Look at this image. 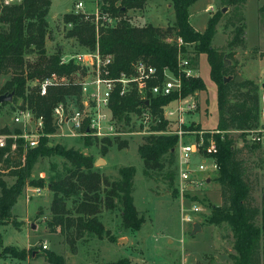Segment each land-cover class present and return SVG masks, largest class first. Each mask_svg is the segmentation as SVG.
Masks as SVG:
<instances>
[{
    "label": "trees",
    "instance_id": "trees-1",
    "mask_svg": "<svg viewBox=\"0 0 264 264\" xmlns=\"http://www.w3.org/2000/svg\"><path fill=\"white\" fill-rule=\"evenodd\" d=\"M148 1L150 0H103V15L108 14L117 20L113 27L102 24L103 21L97 26L95 17L86 20L84 15L67 13L63 16L64 26L67 28V25L71 24V28H67V37L76 39L82 47L88 49H95L99 44L102 54L112 55L113 77L122 72L130 74L138 61L154 66L159 73L167 69L176 74L180 54L176 42L178 38H181L186 46L197 44L198 54L207 55L211 69L210 78L218 90V129L224 133L223 140L218 137L220 172L217 181L221 188L222 205L213 208L208 222L212 225L225 223L231 228L236 252L232 256L235 264H261L262 232L256 223L260 209L253 205L246 169L238 159L239 151L231 136L239 132L241 137H245L252 130L264 128L261 122L260 85L250 79H242L240 82L234 79L225 83L227 77H239L236 72L237 65L227 66L225 63L235 56V49L246 47V28L236 24L238 20L244 21L243 15L242 18L229 20V24L234 28L232 35L225 48L216 50L212 42L223 17V10H219L209 19L204 33L197 32L190 23V7L199 0H172L175 15L173 26L161 28L151 24L143 27L133 25L127 17L128 11L143 9ZM224 2V8L233 6L240 9L246 5L247 0ZM51 6L52 0H22L20 4L10 6L4 5L0 0V76L12 75L0 96L14 92V103L21 100L20 108L25 109L28 106L37 117H44L46 134L55 131L52 126L53 107L68 96L80 94V89L71 85L51 88L46 96H41L37 90L28 96L25 95L28 79H44L53 73L64 74L74 70L72 66L66 68L59 64L62 56L60 53L47 56L48 16ZM259 13L264 16V4ZM169 35L176 41L170 42ZM32 53L37 54L42 62L31 65L26 74V56ZM181 54L188 55L183 48ZM185 59L190 61L191 68H195V57ZM205 88V82L200 78H183L184 97ZM148 100L150 105L141 99L136 89H132L126 96L115 93L111 109L119 119L124 115H139L148 106L154 114H159L161 107L175 100V96L154 98L149 95ZM3 104H0V110ZM166 124L153 125L151 131H164ZM16 132L19 133L20 130ZM8 134H11L8 128L0 129V135ZM110 140L103 141L111 144ZM48 141L49 138L43 137L38 147L26 150L21 139H8L6 147L0 148V169L4 171L0 172V227L10 224L20 227L13 209L28 182V169L38 156L51 155L57 151L66 158L71 168L49 185L54 193L52 221L49 226L52 233L60 228L68 237L69 245L74 251L75 240L85 234L99 239L105 236L111 238L99 216L104 209H115V200H119L122 206L121 219L124 229H141L145 218L137 209L133 196L136 175L134 167L120 169L121 179L112 182L95 169L94 158L84 150H66L63 147L48 149ZM93 141L85 140L86 147L92 146ZM177 144L178 136L175 135L145 137L138 150L144 164V174L149 176L152 171H161L168 165H174ZM13 145H16L15 149ZM120 146L124 147L125 143ZM5 178L15 181L9 184ZM32 183L43 186L40 180ZM69 200H73V209L68 207ZM2 247L3 239L0 236V249ZM4 251L20 260H25L28 254L26 250L18 251L14 247H6ZM47 260L51 264H66L63 256L54 253L49 254ZM110 264L131 263L125 258Z\"/></svg>",
    "mask_w": 264,
    "mask_h": 264
},
{
    "label": "rangeland",
    "instance_id": "rangeland-1",
    "mask_svg": "<svg viewBox=\"0 0 264 264\" xmlns=\"http://www.w3.org/2000/svg\"><path fill=\"white\" fill-rule=\"evenodd\" d=\"M79 1L86 2L89 12L94 10L92 0H52L53 4L48 16L47 56L58 53L75 54L89 50L82 47L76 39L67 37V28L63 23V16L71 13L74 5ZM209 3V0H199L193 8H199L200 15L197 16L200 22H206L208 19L209 14H205L203 10ZM261 4H264V0H247L245 6L236 9L233 6L224 8V0H221L219 6L215 3L217 12L223 9H226V12H223L219 28L217 26L219 33L212 45L216 50L225 48L226 45L220 48L218 46L222 34L228 35L227 41L232 35L234 28L229 24V20L242 18L243 15L244 21L238 20L236 24L244 25L246 28V47L235 49V56L227 60V66L236 64V72L241 79L252 77L260 85L261 122L264 124V62L260 63L264 60V16L258 11ZM168 5L173 6L172 0H150L143 9L129 10L127 17L138 27L151 24L155 27L167 28L173 26L175 22L174 9L169 8ZM151 12L155 15H149ZM116 24L117 20L113 22V26ZM168 40L176 41L170 35ZM183 49L188 53V55L182 54L184 58L195 57L197 63L195 68H192L195 71V78L207 82L204 90H197L191 94L198 102V109L196 113L186 116L187 123H190L191 129L219 131L218 90L210 78L211 69L207 56L198 54L197 44H188ZM26 62V74H28L30 66L39 64L42 60H39L37 54L32 53L26 56ZM11 79V74L0 76V93ZM34 80L41 78L27 80L26 96L36 92V87L32 85ZM70 81L75 82L76 79L70 76ZM13 101L1 105L0 129L8 128L11 133H16L18 129L28 131L29 127L15 123L14 119L20 109L21 100L17 103ZM139 115H124L119 119L127 134L110 140L111 144L96 140L92 142V146L86 147L85 141L81 139L52 137L48 141L47 148L84 150L94 158L95 169L112 182L121 179L120 169L134 167L136 175L133 196L137 209L145 218L141 229L139 231L124 229L121 219L122 206L119 200H115L116 208L104 209L99 216L111 238L105 236L99 239L85 234L75 240L74 251L69 245L68 237L60 228L52 233L49 226L52 221L51 207L54 193L49 185L71 168L66 158L55 151L51 155L38 156L28 169V182L13 209L14 217L20 223V227L17 228L12 224L0 227V236L3 239L0 264H51L47 260V256L51 253L63 256L66 264H110L125 258L131 264H235L232 258L236 252L231 228L225 223L212 225L208 222L213 208L222 205L221 188L217 181L219 174L213 177L211 185L205 186L203 190L194 195L181 197L178 190L176 151L174 165H168L161 171H152L149 176L145 175L144 164L138 151L139 146L143 144L145 137L159 134L152 133L154 131L150 128L153 124L142 123ZM219 132L213 136L218 150L208 156L211 161L219 162L218 137H221V140L224 138V133ZM231 136L239 151L238 159L246 169L253 205L260 209L256 223L262 232L260 253L261 264H264V139L260 143H255L252 140L253 134L241 137L239 132H235ZM121 143H125V146L121 147ZM103 148L106 150L104 151ZM98 160L104 163L97 164ZM193 161L199 162L200 158L195 157ZM5 179L9 184L15 181L12 178ZM39 180L44 187L32 183ZM35 187L42 189L41 194L35 193L32 189ZM194 204L202 207V211L194 215L191 223L182 222V215L188 214ZM68 207L73 209V200L68 201ZM195 224L201 225L202 231L192 235ZM44 244H47L48 249L42 248ZM6 247H14L18 251L26 250L28 253L26 259L20 260L9 255L4 251Z\"/></svg>",
    "mask_w": 264,
    "mask_h": 264
},
{
    "label": "built area",
    "instance_id": "built-area-1",
    "mask_svg": "<svg viewBox=\"0 0 264 264\" xmlns=\"http://www.w3.org/2000/svg\"><path fill=\"white\" fill-rule=\"evenodd\" d=\"M2 2L10 6L20 4L22 0H2ZM92 3L93 11H88L86 2L79 1L74 5L72 12L76 15H84L86 20L95 17L97 26L103 21L102 24L113 27L115 19L108 14L103 15V0H92ZM67 28H71V24H68ZM176 42L180 50L179 69L176 74L167 69L159 73L154 66L138 61L130 74L122 72L113 77L114 57L102 54L99 44L95 49L85 52L62 55L59 64L66 68L72 66L74 70L64 74L53 73L44 79L34 80L32 85L41 96H46L51 88L71 85L77 86L80 94L68 96L53 107L52 126L55 131L50 134L45 133L44 117H37L28 106L25 109L20 108L14 119L15 123L29 129L0 135V148L6 147L8 139H21L23 147L27 150L38 147L43 137L49 139L67 137L83 141L87 139L103 141L123 137L127 133L111 109L115 93L126 96L132 89H136L141 99L146 100L148 105H150L149 95L154 98L175 96V100L161 107L159 114H154L149 106L144 108L139 119L144 124L152 123L155 126L167 123L164 131H154L152 132L154 134L178 136L175 152L177 151V179L181 197L194 195L203 190L205 186L211 185L213 177L215 178L220 172L219 162L208 159V156L218 150L213 136L220 132L191 129L190 123H187L186 116L197 112L198 102L192 95L183 96V78H192L196 75L190 67V61L181 54L182 48L186 46L184 41L178 38ZM70 76L76 81L71 82ZM248 133L253 134L252 140L255 143H260L264 139V128ZM15 148L16 145H13V149ZM195 157H199L200 161L194 162ZM0 172L4 173L1 169ZM32 189L38 195L42 192L40 187ZM201 211L202 207L194 204L188 214L182 215V222L191 223L194 215ZM42 248L48 249L47 244Z\"/></svg>",
    "mask_w": 264,
    "mask_h": 264
},
{
    "label": "crops",
    "instance_id": "crops-1",
    "mask_svg": "<svg viewBox=\"0 0 264 264\" xmlns=\"http://www.w3.org/2000/svg\"><path fill=\"white\" fill-rule=\"evenodd\" d=\"M210 1V3H209V5L208 6H206V8H204V10H203V12L205 13V14H209L208 15V19H207V21L205 22V21H202V22H200V20H198L199 19V17L197 16V15H200L199 14V8L197 9H193L195 6H196V4H197V2L195 3V4H193L191 7H190V23H191V25L194 27V29L197 31V32H200V33H204L205 32V30L207 29V26H208V21H209V19L217 12V9L215 10V3H217L218 4V6L221 4V0H209ZM53 4V3H52ZM148 4V3H147ZM147 6V5H146ZM169 6V8H173V6L172 5H168ZM261 6H262V4L261 5H259V9L261 8ZM259 9H258V11H259ZM161 10H163L162 8H161ZM201 11V10H200ZM149 15H155V13H153V12H151ZM173 15H174V13H173ZM175 17V16H174ZM219 26H220V24L218 25V28H219ZM162 28V27H161ZM219 30V29H218ZM232 30V29H231ZM230 32V31H229ZM219 33V31H217L216 32V35ZM216 35H215V37H216ZM215 37H214V39H213V42L215 41ZM227 37H228V35H226V34H222V40L220 41V44H219V48L220 47H223L224 45H226V42H227ZM213 46V45H212ZM257 47V46H256ZM214 48V47H213ZM254 48V47H253ZM204 55V54H203ZM207 56V55H206ZM202 57V56H201ZM208 59V58H207ZM264 62V60H261L260 61V63H263ZM247 68V67H246ZM261 77V76H260ZM246 79H250V80H255V78H252V77H246ZM204 82L207 84V82L204 80Z\"/></svg>",
    "mask_w": 264,
    "mask_h": 264
},
{
    "label": "water",
    "instance_id": "water-1",
    "mask_svg": "<svg viewBox=\"0 0 264 264\" xmlns=\"http://www.w3.org/2000/svg\"><path fill=\"white\" fill-rule=\"evenodd\" d=\"M223 12H226V9H223ZM225 64H226V65L228 64L227 61H226ZM234 79H235L237 82L242 81V79H241L240 77H238V78H234V77L230 76V77L225 78V83H227V82H229V81H231V80H234ZM14 95H15L14 92H12V93H10V94H3V95H1V96H0V104H3V103H11V102L13 101ZM147 105H148V102H147ZM100 163H104V162H103L102 160H98V161H97V164H100ZM201 231H202V227H201V225H199V224H195V225H194V230H193L192 235H195V234H197L198 232H201Z\"/></svg>",
    "mask_w": 264,
    "mask_h": 264
}]
</instances>
